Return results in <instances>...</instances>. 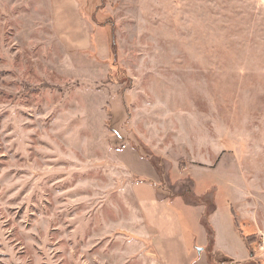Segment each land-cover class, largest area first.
Segmentation results:
<instances>
[{
	"label": "rangeland",
	"instance_id": "374dc122",
	"mask_svg": "<svg viewBox=\"0 0 264 264\" xmlns=\"http://www.w3.org/2000/svg\"><path fill=\"white\" fill-rule=\"evenodd\" d=\"M53 7L0 0V264H161L140 180L193 207L170 264H264V0Z\"/></svg>",
	"mask_w": 264,
	"mask_h": 264
},
{
	"label": "crops",
	"instance_id": "0c3cea01",
	"mask_svg": "<svg viewBox=\"0 0 264 264\" xmlns=\"http://www.w3.org/2000/svg\"><path fill=\"white\" fill-rule=\"evenodd\" d=\"M25 1L27 0H23V2ZM37 1L39 2V10H43V7L45 8L44 10H46L49 7L52 13V17H53L54 12L52 11V9H54L53 7L54 0H37ZM47 4L49 5L48 7H47ZM133 192L137 199L138 205L140 207V212L142 216L144 217L145 223H147L149 227L153 230V233L150 234L149 237L152 243L151 246L153 247L155 251L156 257L158 258V260H160L161 264H170L169 262L170 257L177 255L176 253H172L173 248H175L174 247L175 244H179L183 240V237H184V230L181 225V220L171 209L173 207L171 206L170 200L175 203H179L183 207H187L189 211H191L193 207L187 206L188 204L186 205L185 201L181 197H177L176 199L160 197V192H161L160 188L158 187L156 183H153L151 181L140 180L134 183ZM144 204H147V207H144ZM165 209L171 211L172 214L175 215L178 225L173 223L172 226L167 227L166 228L167 235L162 236L163 233L161 231V226L158 225L156 221H154V218L157 217L158 213H161L160 210H165ZM197 211H198L197 215L199 216V220H200L201 212H199V208ZM196 233L198 232L193 233V236H192L193 238L191 241V245L188 249V253H186V251L184 250L183 251L184 253L182 254V256L184 255V258H186L187 261L186 262L184 261L183 263H180V264H217V263H212V261H210L212 259L211 255H209L210 252L208 254L207 252H205L206 251L205 246L207 245V240L206 241L201 240V242L197 243ZM154 240L155 241L158 240L159 242H162V244L164 243L165 245H166L165 242L172 240L173 243H171L170 245L172 244L174 245L171 247L172 249L170 250L169 254L167 253L164 254L162 253L161 249L160 250L157 249L156 244L154 243ZM199 244H201V246H204V247L198 250ZM215 245H216V242H215ZM215 251H216V248H215ZM172 264H175V263L173 262ZM218 264H225V263L219 262Z\"/></svg>",
	"mask_w": 264,
	"mask_h": 264
},
{
	"label": "trees",
	"instance_id": "16d2710c",
	"mask_svg": "<svg viewBox=\"0 0 264 264\" xmlns=\"http://www.w3.org/2000/svg\"><path fill=\"white\" fill-rule=\"evenodd\" d=\"M174 197H175V195H174ZM232 212V211H231ZM233 214V213H232ZM202 219H203V221H204V226L206 227V230H207V233H208V236L209 237H211L212 236V238L214 237V230H213V228H212V226H211V223H210V221H209V211L207 210V209H205V211H204V213H203V216H202ZM238 232L240 233V236L243 238V240H244V242L246 243V245H247V247H248V249L250 250V252H252V235L253 234H244V230H243V228H240V227H238ZM252 260V254H251V258L249 259V260H247L248 261V263H246V264H249V261H251ZM246 261V262H247ZM257 264H259L258 262H257Z\"/></svg>",
	"mask_w": 264,
	"mask_h": 264
},
{
	"label": "built area",
	"instance_id": "2783aa9c",
	"mask_svg": "<svg viewBox=\"0 0 264 264\" xmlns=\"http://www.w3.org/2000/svg\"><path fill=\"white\" fill-rule=\"evenodd\" d=\"M259 249L261 251V254H264V235L261 236V242L259 243Z\"/></svg>",
	"mask_w": 264,
	"mask_h": 264
}]
</instances>
